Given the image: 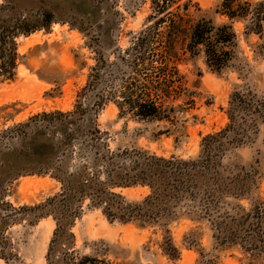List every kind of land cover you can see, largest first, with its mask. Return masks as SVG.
I'll return each mask as SVG.
<instances>
[{"label": "rangeland", "instance_id": "rangeland-1", "mask_svg": "<svg viewBox=\"0 0 264 264\" xmlns=\"http://www.w3.org/2000/svg\"><path fill=\"white\" fill-rule=\"evenodd\" d=\"M9 1H14L15 20L28 21L36 31L15 39L13 77L0 69V264H47L55 222L48 217L34 223L40 211L30 210L61 193L56 180L38 173L46 144L62 133L52 124L43 126L42 116L71 113L81 105L86 114L80 122L95 127L112 151L139 150L168 160L197 161L203 140L229 125L234 93H251L264 105V34L261 39L245 37L241 24L235 26L236 55L222 72L207 66L203 52L182 57L178 70L187 93L171 104L185 111L152 121L119 110L109 96L134 84L126 83L130 63L123 57L134 48L137 34L153 25L151 0H0V5L8 6ZM192 1L217 24L225 21L212 16L223 0ZM9 9L2 20H9ZM96 73L101 83L93 90L88 85ZM96 93L107 95L100 107ZM255 116L246 114L247 119ZM243 117L241 113L239 121ZM255 129L249 130L244 144L223 154L222 172L238 188L233 184L231 192L219 197L211 219L194 203L158 222L123 225L108 222L86 201L73 229L76 250L109 264H264V253L252 256L238 245H218L211 222L259 210L264 222V117ZM87 137H74L71 168L90 157L83 143ZM116 193L140 203L150 192L137 187Z\"/></svg>", "mask_w": 264, "mask_h": 264}, {"label": "trees", "instance_id": "trees-1", "mask_svg": "<svg viewBox=\"0 0 264 264\" xmlns=\"http://www.w3.org/2000/svg\"><path fill=\"white\" fill-rule=\"evenodd\" d=\"M13 2L9 1L8 6L0 5V16L9 8L11 14L8 21L0 17V61L3 63L0 69L5 70L9 78L13 77L16 69L15 39L36 31L28 21L20 23L15 20ZM151 4L153 15L149 23L153 25H146L137 34L134 48L123 57L130 63L126 83L132 80L134 84L127 90L109 93V96L115 100L119 110L136 118L169 120L177 111H185L171 104L186 97L187 93L178 70L182 57L187 54L195 57L203 52L207 66L216 73L222 72L236 55V24L243 26L245 37L261 39L264 34V3L223 0L212 14L225 20L220 24L192 0H151ZM44 17L50 19L51 15L45 13ZM100 83L101 77L96 73L88 87L94 90ZM105 96L96 95L97 106L103 104ZM241 113L244 117L239 121ZM85 114L86 110L77 105L71 113L55 112L42 116L43 126L52 124L62 133L59 140L46 144L44 161L38 173L56 180L61 185V193L30 210L40 211L34 223L48 217L55 222L47 264H109L103 259L82 256L76 250L73 229L86 201L101 210L108 222L123 225L158 222L172 217L182 205L194 203L198 204L204 216L211 219L219 197L238 188L222 172L223 154L244 144L249 130H254L259 119L264 117V105L251 93H234L227 113L229 125L222 132L203 140V153L197 161L168 160L139 150L112 151L95 127H86L80 122ZM246 114L256 116L247 119ZM84 135H88L83 143L91 151L90 157L87 162L71 168L72 141L74 137ZM137 187L147 188L150 192L140 203H130L116 193V190ZM240 188L243 190L244 185ZM262 212L259 210L240 219L226 217L221 223L212 220L216 243L238 245L252 256L264 253Z\"/></svg>", "mask_w": 264, "mask_h": 264}]
</instances>
